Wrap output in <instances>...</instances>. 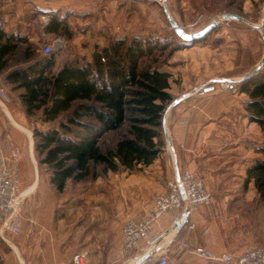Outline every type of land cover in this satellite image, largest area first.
Segmentation results:
<instances>
[{
	"label": "rangeland",
	"instance_id": "rangeland-1",
	"mask_svg": "<svg viewBox=\"0 0 264 264\" xmlns=\"http://www.w3.org/2000/svg\"><path fill=\"white\" fill-rule=\"evenodd\" d=\"M93 1L95 8L85 17H81L74 11H65L63 8L47 12L45 15L49 18L59 17L66 22L67 35L64 33L58 36L47 35L34 42L29 41L34 56L43 59L46 58L41 52L43 44H52L58 39L61 40V49L53 53L55 55L54 73L63 64L88 61L96 45L101 48L117 38L132 40L137 37L157 41L167 48L162 52H156L147 63L170 74L169 93H171L172 101L182 94L195 95L199 100L227 94L233 100L247 101L246 95L239 91L240 84L245 81L243 78L254 67L261 64L260 69L264 65V0H167L165 5L160 6L148 1ZM42 15L36 13L33 17L42 22L45 20V16ZM223 15L236 16L237 19L225 20ZM25 18H27L26 21L30 19V17ZM213 23L215 25L205 34L199 35L190 43L183 41L175 33V28L179 27L186 34H200ZM24 48L23 46L22 49ZM22 54L19 50L10 60V66L24 62ZM222 81L235 82L236 92L221 91L218 83ZM0 86L6 95L13 92L11 87L2 80H0ZM201 88L206 91L204 95L196 91ZM169 105L163 115L160 154L156 162L154 161V167L150 166L148 169L136 166L133 172L120 170L118 173H112L108 171L95 180L76 183L69 181L61 195L50 185V172L39 165L38 156L34 152V129L45 130L49 125L40 123V112L32 116L36 123L35 128L29 133L33 141L32 153L29 154L28 144H26L25 155L22 156L21 147L12 141L9 142V151L17 147L20 152V162L24 158L29 163L22 184L20 182L22 175H18L20 176L18 177L19 186L24 196L22 228L40 229L42 226L41 213L48 208L79 209L82 219L78 226L82 228L83 244L78 249L87 252L88 264H94V256L105 254L109 247L103 245V237H108L109 242L111 240L116 242L117 236L121 238L120 233L125 220V218L121 219L122 214L127 217L125 207L121 209V203L125 202V192L128 197V206H130V203L136 202L137 199V195L134 194L136 187L144 184V192L148 195L146 197L150 205L154 203L157 195L165 192L169 180L173 178L169 177L171 173L170 155L166 151V142L169 140L164 136L163 130ZM3 116L4 113L0 107V117ZM253 125L257 129L249 134L255 137L259 134L257 141H261V145L264 144V134L256 124L253 123ZM127 136L126 127L117 133L106 134L101 145L102 149L113 148L121 137ZM257 156L258 159L262 158L259 154ZM97 172L101 173V168L98 167ZM32 188V192H29ZM148 189H152L150 194H148ZM158 189L160 191L156 192ZM206 191L211 195V202L213 195L208 190ZM75 217L79 218L78 215ZM182 240L184 237L180 239V242ZM114 246L116 254L120 252L123 258L121 249L117 248L118 245ZM256 247H264V245Z\"/></svg>",
	"mask_w": 264,
	"mask_h": 264
},
{
	"label": "crops",
	"instance_id": "crops-1",
	"mask_svg": "<svg viewBox=\"0 0 264 264\" xmlns=\"http://www.w3.org/2000/svg\"><path fill=\"white\" fill-rule=\"evenodd\" d=\"M94 5L93 0H0V22H4L6 31L34 42L49 35L45 32L50 21L45 15L47 12L63 8L85 17ZM36 13L44 14L45 20H35ZM25 17L30 19L26 21ZM18 94L9 93L6 102L0 101L4 113L0 117V154L8 161L10 141L21 147L22 156L26 144L29 154L32 153L33 141L29 133L36 123L26 115ZM245 102L244 99L233 100L227 94L204 100L182 94L169 105L164 135L169 140L166 142V151L170 155L169 177L187 170L202 180L213 198L209 205L196 207L181 228L176 225L180 213L167 214L152 225L150 238L166 235L159 239L157 251L165 255L167 264H211L187 252L197 248L217 255H241L264 245V203L259 200L253 183L245 186V171L254 159H258L254 148L262 142L257 141L259 134L256 137L249 134L257 127L247 120L242 108ZM155 162L150 166L154 167ZM28 166L23 158L19 165L21 184ZM150 166L146 168L150 169ZM147 191L150 194L152 189ZM134 194L137 195L135 204L128 206L126 192L125 202L121 201V209L125 207L127 212V217L122 214L123 224L127 219L142 220L153 205V202L148 205L144 184L136 187ZM41 214V230L36 227L23 229L22 220V232L18 236L7 235L5 241L0 239V264H72V255L82 250L78 248L83 244L82 228L78 226L82 219L80 210L48 208ZM182 237L185 244L180 247ZM120 240L117 236L116 244L103 237V245L109 247L105 254L94 256V264H158V257L150 261L140 253L135 255L137 261L134 263L122 258L120 252L116 254L114 246L118 245L120 250Z\"/></svg>",
	"mask_w": 264,
	"mask_h": 264
},
{
	"label": "trees",
	"instance_id": "trees-1",
	"mask_svg": "<svg viewBox=\"0 0 264 264\" xmlns=\"http://www.w3.org/2000/svg\"><path fill=\"white\" fill-rule=\"evenodd\" d=\"M49 22L47 34L67 35L66 22L54 16ZM31 48L27 38L6 31L0 22V80L19 93L28 117L40 112V123L49 125L34 129V152L39 165L49 170V183L57 193L69 181L95 180L108 171L133 172L157 160L163 115L172 101L171 76L147 61L167 49L163 44L117 38L94 46L88 61L63 64L55 73V55L39 59ZM19 50L24 62L10 66ZM239 91L247 97V120L264 134V65ZM124 127L128 136L103 150L105 135ZM255 149L262 158L246 169L245 186L253 183L264 202V144Z\"/></svg>",
	"mask_w": 264,
	"mask_h": 264
},
{
	"label": "built area",
	"instance_id": "built-area-1",
	"mask_svg": "<svg viewBox=\"0 0 264 264\" xmlns=\"http://www.w3.org/2000/svg\"><path fill=\"white\" fill-rule=\"evenodd\" d=\"M148 1L157 5H165L167 0H128ZM60 39L52 44L45 43L41 49L42 56H48L55 50L61 49ZM220 90L236 92V83L222 81L218 83ZM205 94L203 88L196 90ZM8 100L6 92L0 86V101ZM20 152L16 147L12 149L9 161L0 154V239L5 241L7 235L18 236L23 220L24 196L19 186ZM211 195L205 190L203 183L188 171L181 170L169 180L164 193L157 195L148 214L142 220H127L122 225L121 252L122 256L131 262H136L135 255L140 253L144 258L152 260L158 257V264H167L165 255L157 251L159 239L166 235H157L150 238L153 224L167 214L180 213L177 223L186 220L187 216L196 209L210 203ZM176 228H174V232ZM184 240L179 243L181 247ZM202 260L213 264H264V247H256L241 255L232 253L214 254L203 248L187 251ZM72 264H88L87 252L79 250L72 255Z\"/></svg>",
	"mask_w": 264,
	"mask_h": 264
},
{
	"label": "water",
	"instance_id": "water-1",
	"mask_svg": "<svg viewBox=\"0 0 264 264\" xmlns=\"http://www.w3.org/2000/svg\"><path fill=\"white\" fill-rule=\"evenodd\" d=\"M223 17V19H225V20H229V19H237V17L236 16H229V15H223L222 16ZM215 25V23H213L212 25H210L208 28H206L202 33H200V34H186V33H184L179 27H176L175 28V33H177L181 38H182V40L183 41H186V42H191L193 39H195L196 37H198L199 35H203V34H205V32L207 31V30H209L211 27H213ZM261 65V64H260ZM260 65H258V66H256L252 71H251V73H249L248 75H246L244 78H243V80H246V79H248V78H250L251 77V74H253L255 71H257L258 69H259V67H260ZM164 135L166 136V128H165V126H164ZM185 220H183L180 224H176L177 225V228H181V224L184 222Z\"/></svg>",
	"mask_w": 264,
	"mask_h": 264
}]
</instances>
